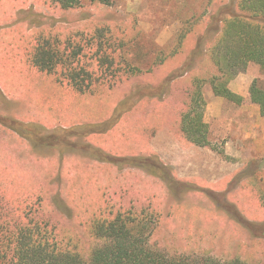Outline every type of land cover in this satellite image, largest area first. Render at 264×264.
<instances>
[{
	"label": "rangeland",
	"instance_id": "374dc122",
	"mask_svg": "<svg viewBox=\"0 0 264 264\" xmlns=\"http://www.w3.org/2000/svg\"><path fill=\"white\" fill-rule=\"evenodd\" d=\"M110 1L63 10L45 0H0V212L14 218L27 203L29 220L54 226V239L88 260L100 242L89 229L109 208L150 209L158 216L150 243L167 254L264 264V116L248 100L214 95L207 50L220 28L201 37L216 8L238 0ZM98 25L118 41L114 63L137 70L109 72L80 90L28 60L34 27L65 38ZM198 41L188 72L159 95ZM196 76L206 78L211 147L195 148L180 130ZM253 80L264 88V70L249 63L231 90L245 96ZM15 120L35 124L29 139ZM103 154L111 160L98 159ZM136 156L161 175L120 162Z\"/></svg>",
	"mask_w": 264,
	"mask_h": 264
},
{
	"label": "trees",
	"instance_id": "16d2710c",
	"mask_svg": "<svg viewBox=\"0 0 264 264\" xmlns=\"http://www.w3.org/2000/svg\"><path fill=\"white\" fill-rule=\"evenodd\" d=\"M45 1L48 8L56 6L63 10L77 9L82 5L81 0ZM92 1L103 4L111 2ZM35 22L39 24V20ZM214 25L221 32L207 50L214 66V72L207 77L212 92L236 104L246 100L255 103L260 115L264 116V88L257 80L251 82L245 96L232 91L228 86L230 81L246 70L249 63H255L264 70V0L229 1L219 6L210 15V26L201 37L206 36ZM53 28H50L49 33L43 32L42 26L34 27L33 34L26 38L28 60L43 71L56 73L61 81L70 83L76 89H86L95 78L109 72L127 73L137 70L114 63L111 51L118 41L114 43L108 28L98 25L92 34L80 33L77 29L65 38L54 36ZM200 45L198 41L185 63L174 69L159 85V95L168 91L174 79L188 72L190 63L200 53ZM205 79L196 76L188 105L181 114L180 130L192 144L211 147L208 123L204 120L206 101L202 86ZM124 109L125 102H121L116 112ZM15 123L18 126L14 130L29 139V131L35 124L16 120ZM25 129L27 131L23 132ZM74 130L69 128V132ZM151 157L157 160L156 155ZM98 159L111 160L109 155ZM120 162L161 175L156 167H147L142 158L137 156L121 158ZM30 209L27 203L22 205L21 210L15 212V219L11 211L3 209L0 212V264H249L240 258L221 260L204 254H167L150 243L158 220L156 213L150 209L141 211L132 208H118L115 211L109 208L105 216L92 223L90 233L100 242L92 247L88 260H85L79 252L54 239V226L44 221L29 220L30 214L27 212Z\"/></svg>",
	"mask_w": 264,
	"mask_h": 264
},
{
	"label": "crops",
	"instance_id": "0c3cea01",
	"mask_svg": "<svg viewBox=\"0 0 264 264\" xmlns=\"http://www.w3.org/2000/svg\"><path fill=\"white\" fill-rule=\"evenodd\" d=\"M228 86H229L230 89L232 88V87H230V83H229ZM204 112H205V111H204ZM204 120H205V119H204ZM205 121H206V120H205ZM193 146H194L195 148H200V147H201V146H197V145H194V144H193Z\"/></svg>",
	"mask_w": 264,
	"mask_h": 264
}]
</instances>
